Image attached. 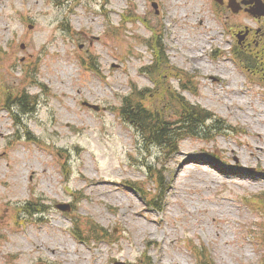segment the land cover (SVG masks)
<instances>
[{
  "label": "rangeland",
  "instance_id": "rangeland-1",
  "mask_svg": "<svg viewBox=\"0 0 264 264\" xmlns=\"http://www.w3.org/2000/svg\"><path fill=\"white\" fill-rule=\"evenodd\" d=\"M223 1L0 0V264H194L201 247L215 264L262 263L264 64L230 59L258 24ZM157 43L193 78L186 100L219 120L174 152L121 112L133 88L153 91Z\"/></svg>",
  "mask_w": 264,
  "mask_h": 264
},
{
  "label": "trees",
  "instance_id": "trees-1",
  "mask_svg": "<svg viewBox=\"0 0 264 264\" xmlns=\"http://www.w3.org/2000/svg\"><path fill=\"white\" fill-rule=\"evenodd\" d=\"M158 43L153 47V64L145 71L153 77L160 88L155 91L133 88L130 95L123 98L121 112L123 116L130 119V123L144 140L164 151L174 152L177 145L188 137L197 139L211 134L219 120L206 109L189 103L184 97L183 92L192 91L186 86L187 82L189 86L191 85L192 77L189 76L188 80H183L181 91L171 87L168 83L170 79H180L182 73L170 65L164 46ZM236 57L241 59L242 54ZM5 98L9 102L11 96ZM7 108L10 109L9 104ZM210 122L214 124L209 126ZM255 201H258L256 204L264 209V194ZM24 210L32 215L42 213V211L31 212L26 207ZM81 231H74V234L78 240L84 241L85 237ZM88 234L89 237L98 241L108 240L106 230L94 224H88ZM194 254L196 264H215L204 247L194 249ZM143 264H152V262L149 260ZM261 264H264V258Z\"/></svg>",
  "mask_w": 264,
  "mask_h": 264
},
{
  "label": "flooded vegetation",
  "instance_id": "flooded-vegetation-1",
  "mask_svg": "<svg viewBox=\"0 0 264 264\" xmlns=\"http://www.w3.org/2000/svg\"><path fill=\"white\" fill-rule=\"evenodd\" d=\"M252 0H248L251 2ZM264 1V0H263ZM245 10L255 11L253 5H248ZM250 16V15H249ZM258 26L254 29H246V35L243 37L241 48L246 49L245 51L250 54L256 61L264 64V18L257 19L250 16Z\"/></svg>",
  "mask_w": 264,
  "mask_h": 264
},
{
  "label": "water",
  "instance_id": "water-1",
  "mask_svg": "<svg viewBox=\"0 0 264 264\" xmlns=\"http://www.w3.org/2000/svg\"><path fill=\"white\" fill-rule=\"evenodd\" d=\"M215 1L221 4L222 0H215ZM253 2L256 4V8H257L256 9V15L259 17L264 16V4H263V2L261 0H252L251 3H253ZM243 4L246 5L247 2H243ZM229 6L233 10L234 13H239L241 10V5L238 4L236 0H231ZM155 8H157L156 5H155ZM85 105L88 107H92L93 109H95L97 111L99 110V108L90 106L89 104H85ZM58 208L62 211H69L70 210L69 205H60V206H58Z\"/></svg>",
  "mask_w": 264,
  "mask_h": 264
},
{
  "label": "bare ground",
  "instance_id": "bare-ground-1",
  "mask_svg": "<svg viewBox=\"0 0 264 264\" xmlns=\"http://www.w3.org/2000/svg\"><path fill=\"white\" fill-rule=\"evenodd\" d=\"M182 13L185 14V13H187V12L183 10ZM198 18H202V17H198ZM198 66L204 68V67H205V64H201V63H199ZM223 68H224V67H223ZM225 70H226V69L224 68V71H225ZM227 75H228V78H229L230 76H232V77H233V81L236 80L235 84L238 85V83H239V78L233 73V71H230V72L228 71V72H227ZM235 84H233V85H235ZM237 85H236V87H237ZM186 162H187V161H186ZM192 162H194V161H192ZM194 163H195V165H196V168H200V169L203 168V166L201 167V165H202L201 163H197L196 161H195ZM194 163H188V164H187V163H184L183 168L185 169L187 166H193ZM204 171H205V170H204ZM226 177H227V176H226ZM263 177H264V176H263ZM258 178H259V177H258ZM227 179H228V177H227ZM229 179H230V178H229ZM258 180H259V179H258ZM260 181H261V180H260ZM260 181H259V182H260ZM263 181H264V180H263Z\"/></svg>",
  "mask_w": 264,
  "mask_h": 264
}]
</instances>
